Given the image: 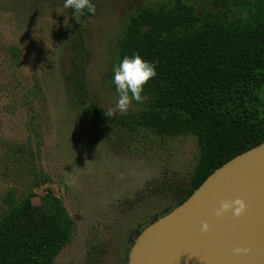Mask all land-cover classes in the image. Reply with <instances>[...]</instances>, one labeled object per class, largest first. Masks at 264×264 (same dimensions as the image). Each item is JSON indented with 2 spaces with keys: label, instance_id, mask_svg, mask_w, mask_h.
<instances>
[{
  "label": "rangeland",
  "instance_id": "obj_1",
  "mask_svg": "<svg viewBox=\"0 0 264 264\" xmlns=\"http://www.w3.org/2000/svg\"><path fill=\"white\" fill-rule=\"evenodd\" d=\"M168 1L95 0L96 15L78 23L64 0H0V210L8 189L24 192L39 171L47 175L48 183L32 188V202L50 189L75 222L54 264H126L136 229L171 211L173 194L190 186L198 157L193 137L133 134L86 114L64 79L65 47L81 29L90 97L122 114L109 86L121 26L139 7ZM192 2L210 7L208 0ZM144 103L133 101L127 112Z\"/></svg>",
  "mask_w": 264,
  "mask_h": 264
},
{
  "label": "trees",
  "instance_id": "obj_2",
  "mask_svg": "<svg viewBox=\"0 0 264 264\" xmlns=\"http://www.w3.org/2000/svg\"><path fill=\"white\" fill-rule=\"evenodd\" d=\"M208 1L204 10L192 0L141 6L122 24L115 64L138 53L156 71L142 93L143 107L135 112L107 117L91 99L85 79L90 52L81 29L65 47V84L84 113L133 134L195 139L198 157L190 186L173 194L174 207L214 170L264 140V0ZM91 2L95 14L79 19L96 15ZM38 175L28 190L11 188L1 197L0 264H54L72 241L75 222L61 199L47 189L38 205L32 202V188L49 182L42 171Z\"/></svg>",
  "mask_w": 264,
  "mask_h": 264
},
{
  "label": "water",
  "instance_id": "obj_3",
  "mask_svg": "<svg viewBox=\"0 0 264 264\" xmlns=\"http://www.w3.org/2000/svg\"><path fill=\"white\" fill-rule=\"evenodd\" d=\"M246 210L217 216L224 201ZM207 223L209 231L202 232ZM235 248L242 251L234 252ZM126 264H264V140L214 170L180 205L145 226Z\"/></svg>",
  "mask_w": 264,
  "mask_h": 264
},
{
  "label": "clouds",
  "instance_id": "obj_4",
  "mask_svg": "<svg viewBox=\"0 0 264 264\" xmlns=\"http://www.w3.org/2000/svg\"><path fill=\"white\" fill-rule=\"evenodd\" d=\"M63 6L72 9V19L78 21V18L87 14L94 15L96 12L95 5L91 0H64ZM156 75L155 65L144 60L138 53L132 56H124L118 64H114L112 68L111 83L115 87L118 94L115 110L120 113H126L133 101L140 102L143 100L142 93L145 85ZM107 117L114 115L112 109L105 114ZM246 210V203L242 199L232 201H224L220 204L216 212L217 216H222L231 212L235 217H240ZM201 231H209V225L204 223L201 225ZM240 248H235L234 252L239 254Z\"/></svg>",
  "mask_w": 264,
  "mask_h": 264
}]
</instances>
